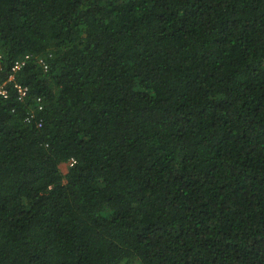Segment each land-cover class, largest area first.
I'll use <instances>...</instances> for the list:
<instances>
[{
    "label": "trees",
    "instance_id": "1",
    "mask_svg": "<svg viewBox=\"0 0 264 264\" xmlns=\"http://www.w3.org/2000/svg\"><path fill=\"white\" fill-rule=\"evenodd\" d=\"M23 56L0 264H264V0H0Z\"/></svg>",
    "mask_w": 264,
    "mask_h": 264
},
{
    "label": "built area",
    "instance_id": "2",
    "mask_svg": "<svg viewBox=\"0 0 264 264\" xmlns=\"http://www.w3.org/2000/svg\"><path fill=\"white\" fill-rule=\"evenodd\" d=\"M28 57L29 56H23L22 58L15 60L12 67L10 68V73L6 81L1 82L0 80V97L2 98L8 97L9 94V91L7 89L8 83L12 84V88L15 90L18 99H23L26 96L27 88L15 82V75L20 71L22 66L27 61Z\"/></svg>",
    "mask_w": 264,
    "mask_h": 264
},
{
    "label": "rangeland",
    "instance_id": "3",
    "mask_svg": "<svg viewBox=\"0 0 264 264\" xmlns=\"http://www.w3.org/2000/svg\"><path fill=\"white\" fill-rule=\"evenodd\" d=\"M66 169H67V165L66 164H63V165L60 166V171L62 173H66Z\"/></svg>",
    "mask_w": 264,
    "mask_h": 264
}]
</instances>
